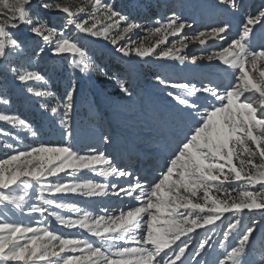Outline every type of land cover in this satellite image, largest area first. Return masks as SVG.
<instances>
[{
    "label": "rangeland",
    "instance_id": "rangeland-1",
    "mask_svg": "<svg viewBox=\"0 0 264 264\" xmlns=\"http://www.w3.org/2000/svg\"><path fill=\"white\" fill-rule=\"evenodd\" d=\"M47 2L69 6L73 11L84 7L86 11L77 16L76 21L88 20L91 26V22L98 19L100 31L104 30L106 24L114 27L109 29L107 39L77 32L74 27L67 29L65 38L71 39L85 53L88 70L82 72L73 67L78 56L71 53L53 55L59 37L54 38L51 44H45L39 37L32 35V27L37 23H46L50 28L64 31L67 19L65 14L45 10L37 0H32L29 12L33 23L9 30L20 47L9 49L5 58L0 59V101H3L0 103V115L22 119L29 127H13L0 121V163L13 155L38 147H70L77 155L105 156L112 161L111 167L125 175L119 178L97 176L95 172L109 168L107 165H97L91 171L69 170L56 177L49 176L42 182L43 188L34 181H28L30 187L8 190L9 195H24L25 201L19 208L0 202V223L43 228L62 238L84 239L94 247L107 250L109 255L135 248L137 244L134 240L143 239L147 234L148 217L134 233L126 238L117 236V242H112L97 239L80 229L65 228L55 216L71 220L88 213L94 219L103 217L104 220H110L121 213L143 207L144 202L151 199L147 193L160 182L186 137L200 123V115L217 103L202 92L188 95L168 85L186 84L189 89L207 86L221 94L231 90L239 72L215 59L208 62V58L228 48L239 38L246 18H254L264 12V0H237L236 9L220 5L218 0H104L127 18V23L119 25H116L115 20H105L102 13L98 18H93L91 6L84 0ZM7 15L6 12L0 15V22ZM171 18L190 27L175 37L169 32L167 42L160 44L152 56H136L134 52L137 48L142 46L143 50H147L165 39L164 35L152 36V32L160 25L167 24ZM157 21H160V25H157ZM130 23L140 27L120 39ZM220 27L228 28L222 37L209 40L203 46L191 43L202 33ZM113 41H117L115 46ZM181 41H185L188 47L177 53L175 49L183 47ZM248 44L255 52L264 50V21L253 28ZM117 47L129 50L132 54L124 56L116 50ZM170 50L183 57V61L156 58ZM200 57L204 59H198ZM193 60L197 62L194 64ZM28 71L41 75L42 80L20 83L19 75ZM121 86L127 89L129 95L120 91ZM69 91H73L72 107L66 114L63 105ZM36 92L52 95L36 96ZM172 96L194 104L198 112L178 103ZM249 99L255 103L258 98ZM53 109L56 110L55 114ZM255 162L259 164L258 156ZM86 183L107 185V192L89 197L71 193L51 196L47 191L48 187L54 189L58 185ZM137 184L141 188L131 196L113 194V186L116 190H130ZM245 187L243 182L227 183L221 186V192H212L211 195L225 203L232 200L239 202L240 193ZM249 190L259 198L264 193V186L257 185ZM225 192L231 193V196H225ZM41 194L44 200L76 211L48 207L41 203ZM200 196L198 202L203 205V194ZM37 209L47 211L41 215ZM19 215L20 222L14 223L13 218ZM207 215L194 213L193 218H201L202 222V218ZM234 223H238V227L229 233L228 229ZM250 229L255 231L242 257V264H264V212L261 211H244L238 215L227 213L215 225L183 237L180 246L186 244L188 251L182 264H220ZM201 244L205 245L203 250L200 249ZM174 248L178 252V247ZM197 252L200 254L196 255ZM79 255L62 253L60 257L39 263L63 264L64 260ZM173 255V250L162 254L160 264H165Z\"/></svg>",
    "mask_w": 264,
    "mask_h": 264
},
{
    "label": "snow or ice",
    "instance_id": "snow-or-ice-1",
    "mask_svg": "<svg viewBox=\"0 0 264 264\" xmlns=\"http://www.w3.org/2000/svg\"><path fill=\"white\" fill-rule=\"evenodd\" d=\"M31 2L32 0H0V15L8 13L5 20L0 22V59L5 58L9 49L20 47L9 30L33 23L29 12ZM84 2L90 4L93 18H98L102 13L105 20H115L116 25L127 23V18L115 11L114 7L105 3L104 0H84ZM37 3L45 10L65 14L67 19L64 31L50 28L46 23H37L35 27H32V35L39 37L45 44H51L54 38L59 37L60 40L55 45L53 55L61 56L71 53L73 56H78L79 59L74 61L73 67L79 68L82 72L87 71L88 62L85 53L71 39L65 38V32L69 27H74L77 32L107 39L109 29L114 25L106 24L104 30L100 31L98 19H94L91 26L88 20L76 21L75 18L86 11L84 7L73 11L69 6H62L59 3L53 5L47 0H37ZM218 3L229 9H236L238 6L237 0H218ZM262 21H264V12L254 18H246L239 38L228 48L208 58V62L215 59L239 72L231 90L221 94L207 86L202 89H189L186 84L168 85L188 95L202 92L214 98L217 103L211 110L200 115V123L186 137L183 146L178 149L176 157L170 161L160 182L147 193L151 199L144 202L143 207L121 213L120 216L110 220H104L103 217L94 219L88 213L71 220L55 216V219L65 228L80 229L97 239L112 242H117V236L126 238L127 235L134 233L142 226L145 217H148L146 236L143 239L134 240L137 247L115 251L109 255L107 250L94 247L84 239L62 238L60 235L53 234L51 230L43 228L0 223V264H39V262H48L53 257H60L62 253L80 254L76 258L64 260L63 264H160L162 254H166L169 250H173L174 255L165 264H182L188 251L186 244L180 246L183 243V237L190 236L198 229L215 225L227 213L238 215L244 211L264 212V193H261L258 198L249 190L257 185L264 186V50L255 52L248 44L253 28ZM156 23L160 25V21ZM139 27L136 23L128 24L120 39ZM186 27L190 25L171 18L167 24L160 25L152 32V36L164 35L165 39H161L159 44L147 50H143L141 46L135 50L134 54L141 58L152 56L160 44L167 42L166 37L169 32L171 36H179ZM226 32H228L226 27L216 28L195 37L191 43L203 46L209 40L222 37ZM116 43L117 41H113L114 46ZM180 43L183 47L176 48L177 53L183 52L188 47L185 41ZM116 50L124 56L132 54L129 50L118 47ZM156 58L181 61L184 59L171 50ZM198 59L203 60L204 57ZM196 62V60L192 61L194 64ZM41 80V75L32 71L19 75V81L22 84ZM120 91L129 95L123 86L120 87ZM34 95H52V93L36 92ZM249 97L258 99H255L254 103ZM72 99L73 91H69L63 105L66 114L71 110ZM172 99L198 112V108L194 104H188L185 99L177 96H172ZM55 111L53 109V114ZM0 121L13 127L25 129L29 127L25 121L16 117L0 115ZM257 156L259 164L255 162ZM97 165L109 166L106 171L95 172L97 176L119 178L125 175L124 172L111 167L112 161L105 156L77 155L70 147H38L13 155L0 163V202L19 208L25 201V196L9 195L7 194L9 189L30 187L28 181H34L43 188L45 186L42 182L49 176L56 177L69 170L91 171ZM245 168L248 169L247 172L244 171ZM233 182H243L246 185L245 190L240 193L239 202L232 200L225 203L211 195L212 192H221L222 185ZM113 188V194L116 196H131L137 193L141 186L137 184L130 190L123 188L116 190L114 186ZM107 189L108 186L104 184L86 183L58 185L54 189L48 187L47 191L51 196L71 193L93 197L104 195ZM201 193L203 205L198 202L201 199ZM224 195L231 196V193L225 192ZM41 203L64 211H76L65 205L44 200L43 194H41ZM37 211L44 215L47 209H37ZM194 213L208 215L203 217L201 222V218H193ZM48 214L52 215V213ZM237 227L238 223L232 224L228 232L231 233ZM254 231V229L248 230L239 240L238 246L233 247L228 252L227 259L221 260L220 264H242V257ZM174 246L178 247V252L175 251ZM204 247V244L200 245L201 250ZM199 254V252L196 253V255Z\"/></svg>",
    "mask_w": 264,
    "mask_h": 264
},
{
    "label": "bare ground",
    "instance_id": "bare-ground-1",
    "mask_svg": "<svg viewBox=\"0 0 264 264\" xmlns=\"http://www.w3.org/2000/svg\"><path fill=\"white\" fill-rule=\"evenodd\" d=\"M20 217H21L20 215H19V217H14V218H13V222L15 221V222L19 223V222H20ZM35 218H36V217H35ZM30 219H31V218H30ZM15 222H14V223H15ZM30 222H31V220H30ZM20 225H21V224H20ZM123 248H124V247H123ZM72 258H73V257H72ZM72 258H70V259H72ZM39 264H40V263H39Z\"/></svg>",
    "mask_w": 264,
    "mask_h": 264
}]
</instances>
